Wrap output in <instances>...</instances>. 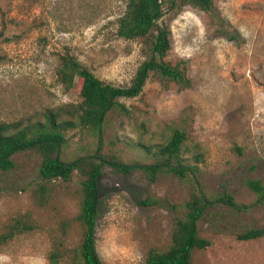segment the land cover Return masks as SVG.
<instances>
[{"label":"rangeland","instance_id":"obj_1","mask_svg":"<svg viewBox=\"0 0 264 264\" xmlns=\"http://www.w3.org/2000/svg\"><path fill=\"white\" fill-rule=\"evenodd\" d=\"M128 0H0V120L25 124L44 120L49 108L79 102L76 88L58 80L60 55L73 54L101 79L129 85L147 58L142 40L118 34ZM215 13L192 5L170 10L160 25L170 28L172 48L164 58L183 62L188 88L151 74L143 92L122 101L129 114L108 115L105 150L125 161H149L143 144L166 141L185 129L184 157L198 164L197 176L209 196L224 192L249 205L239 211L224 204L202 217L200 235L211 240L193 251V264H264V236L238 238L264 229V202L248 185L264 183V0H215ZM80 83V78H76ZM63 158L91 153L95 137L87 129L66 133ZM198 155V162L195 156ZM16 167L0 170V264H76L83 238L81 179L46 180L35 150L16 153ZM97 249L102 264H146L151 248L172 243L175 218L195 186L192 179L143 171L124 174L105 166L101 176ZM17 218L34 229L1 241Z\"/></svg>","mask_w":264,"mask_h":264},{"label":"trees","instance_id":"obj_2","mask_svg":"<svg viewBox=\"0 0 264 264\" xmlns=\"http://www.w3.org/2000/svg\"><path fill=\"white\" fill-rule=\"evenodd\" d=\"M173 10L186 5L215 13V0H128L124 15L119 19L118 34L129 40H142L148 48L147 58L139 65L131 83L115 85L98 77L71 53L60 55L57 69L58 80L66 89L76 88L80 101L44 112V120L25 124L22 120H0V170L9 171L16 167L14 155L35 150L41 156L39 171L46 180H70L74 175L81 179V212L78 216L83 225L81 244L74 249L76 264H102L97 249V220L101 203V176L108 166L118 172L129 174L143 171L149 180L157 181L161 174H173L180 179L191 178L195 186L182 204H175L181 215L175 218L172 243L165 250L151 248L147 252L146 264H193L196 249H206L212 242L200 235V221L206 211L217 204H224L239 211L249 205L238 203L227 192L209 196L205 193L197 174L198 164L187 162L184 157L187 133L175 128L165 142L155 145L143 144L150 160L125 161L114 151L105 150V128L110 112L129 114L124 98L139 96L150 78L156 75L164 82H174L179 88L191 86L183 62L172 64L164 58L172 48L171 31L159 20L165 14V5ZM80 83H76V78ZM72 129H87L95 137V148L91 153L73 159H64L63 147L67 143L66 133ZM198 162L199 156H195ZM247 185L255 191L258 202H264V183L260 179H249ZM1 191V189H0ZM34 229L32 223L17 218L3 234L1 241H8L17 234ZM264 236V229L252 228L238 235L249 240ZM64 251H54L49 260L58 263Z\"/></svg>","mask_w":264,"mask_h":264}]
</instances>
